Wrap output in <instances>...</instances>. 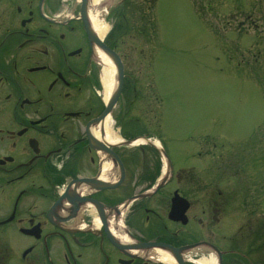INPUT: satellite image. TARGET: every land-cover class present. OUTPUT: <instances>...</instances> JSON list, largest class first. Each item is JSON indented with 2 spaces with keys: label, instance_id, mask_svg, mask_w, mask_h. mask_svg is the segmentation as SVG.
I'll use <instances>...</instances> for the list:
<instances>
[{
  "label": "flooded vegetation",
  "instance_id": "1",
  "mask_svg": "<svg viewBox=\"0 0 264 264\" xmlns=\"http://www.w3.org/2000/svg\"><path fill=\"white\" fill-rule=\"evenodd\" d=\"M155 1L0 0V264H264L263 145L164 131Z\"/></svg>",
  "mask_w": 264,
  "mask_h": 264
},
{
  "label": "rangeland",
  "instance_id": "2",
  "mask_svg": "<svg viewBox=\"0 0 264 264\" xmlns=\"http://www.w3.org/2000/svg\"><path fill=\"white\" fill-rule=\"evenodd\" d=\"M155 5L160 44L149 62L161 85L164 131L180 134V145L189 144L190 134L205 132L212 145L226 149L234 142L244 153L260 143L264 148V0ZM246 154V172L256 175L257 154Z\"/></svg>",
  "mask_w": 264,
  "mask_h": 264
},
{
  "label": "bare ground",
  "instance_id": "3",
  "mask_svg": "<svg viewBox=\"0 0 264 264\" xmlns=\"http://www.w3.org/2000/svg\"><path fill=\"white\" fill-rule=\"evenodd\" d=\"M97 1H99V0H93L94 3L97 2ZM103 31L104 30H102V32ZM110 70H111L110 66H108V68H106L104 70V72H105V82H107V83H111V76H110L111 71ZM110 167H111V165L109 163H106L104 165L105 172H107L110 169ZM105 177H106V174H105ZM78 194H79V191H78ZM160 252H161L160 254H161L162 260L168 261V262H172V258H171L169 253H167L165 251H160ZM211 262L212 261H210V260L209 261H203V262H201V264H210Z\"/></svg>",
  "mask_w": 264,
  "mask_h": 264
}]
</instances>
